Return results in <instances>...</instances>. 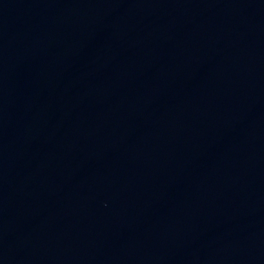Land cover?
<instances>
[{"label": "water", "instance_id": "95a60500", "mask_svg": "<svg viewBox=\"0 0 264 264\" xmlns=\"http://www.w3.org/2000/svg\"><path fill=\"white\" fill-rule=\"evenodd\" d=\"M264 45V0H0V229Z\"/></svg>", "mask_w": 264, "mask_h": 264}]
</instances>
